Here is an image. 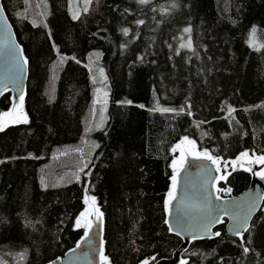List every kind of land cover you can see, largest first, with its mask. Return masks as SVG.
<instances>
[{"label":"trees","instance_id":"trees-1","mask_svg":"<svg viewBox=\"0 0 264 264\" xmlns=\"http://www.w3.org/2000/svg\"><path fill=\"white\" fill-rule=\"evenodd\" d=\"M3 5L30 76L28 122L0 131V264L63 256L84 233L88 197L112 264L170 257L181 243L165 221L175 145L187 137L224 173L245 151L264 155V0H91L75 18L69 0ZM101 69L106 111L94 102ZM250 180L235 171L220 186L235 196ZM226 224L185 264H264V207L243 240Z\"/></svg>","mask_w":264,"mask_h":264},{"label":"water","instance_id":"water-1","mask_svg":"<svg viewBox=\"0 0 264 264\" xmlns=\"http://www.w3.org/2000/svg\"><path fill=\"white\" fill-rule=\"evenodd\" d=\"M0 7H2V10H0V89H3L4 85L7 84V89L0 95V102L7 94H10L11 101L9 108L0 112V123L4 124L5 128H9L23 124L11 123L12 118L4 116V113L12 111L14 105H19L21 94L24 96L23 113L26 115L24 106L28 97L30 61L25 55L23 46L18 41L14 26L5 11L3 0H0ZM21 55L27 59L28 63L24 65L22 78L12 83L10 81L14 79L17 73L18 58ZM184 109L186 112L189 111L187 106ZM186 147L190 146L186 145ZM195 149L197 152H202L196 146ZM209 154L219 160V165L214 164L211 160L196 158L192 155L187 156L180 172L176 198L172 201L171 215H169L167 206L168 195L165 200V221H167L168 228L169 225L172 226V230L169 229L170 233L181 239L180 245L170 257L158 258L154 255L151 258L143 259L139 264H144L145 261H148V264H182V262H186L185 253L195 242L219 237L215 235L216 232L220 233L216 229L224 220H227L226 230L230 236L243 240L249 233L255 216L264 207V178L257 174L264 171V165L249 164L247 159L240 160L239 157L237 163L232 164L231 169L224 173L220 168L221 158ZM257 156L259 155L249 154V157L253 160ZM217 167L220 171H216ZM249 167H251V171L246 170ZM242 170H245L251 176L249 186L235 196H231L229 191H223L220 186L221 182L227 181L233 172ZM221 176H226V179H219ZM218 188L222 191L217 192ZM253 201L255 202V211L248 221L247 231L241 230L242 239L241 236L234 234L233 226L236 220L233 217H242ZM90 204L91 201H89L83 212L89 208ZM96 206L103 213V216L99 221H96L94 213L89 217L93 222L91 231L85 228L75 246L63 256H59L46 264H112L106 253L105 214L97 203ZM217 216L221 217L222 222L213 224L209 231H205L202 223L207 219L214 220ZM86 233L88 239L84 240ZM77 244H80V247H77ZM101 253L103 257H107V261L102 259Z\"/></svg>","mask_w":264,"mask_h":264},{"label":"snow or ice","instance_id":"snow-or-ice-1","mask_svg":"<svg viewBox=\"0 0 264 264\" xmlns=\"http://www.w3.org/2000/svg\"><path fill=\"white\" fill-rule=\"evenodd\" d=\"M148 2H149V0H139L140 4H147ZM0 10H2V7H0ZM138 23L143 24L144 21L141 20V21H138ZM128 31L129 30L127 28L123 29V32L125 35L128 34ZM184 31L189 32L190 29L185 28ZM190 46H191L190 44L187 45V47H190ZM181 47H185V45H181ZM20 51L22 53V49ZM27 63H28L27 59L24 58L22 55L18 58L17 73H16L14 79L10 82L15 83L22 78L24 65H26ZM101 73H102V69H101ZM6 89H7V84L4 85L3 89H0V95H2L4 90H6ZM23 102H24V96H23V94H21L19 96V105L18 106L14 105L11 112L4 113V116L6 118L7 117L12 118L11 123H27L28 122L27 116L23 113ZM128 103H131V101H129ZM162 111L168 112V111H173V110L163 109ZM4 127H5L4 124H0V131H3ZM186 145L190 146V147H186ZM177 151H179L180 155L176 159H174L171 163V167L174 171V174L171 176V182H172L171 183V190L167 194L168 195L167 206H168L169 215H171L172 201L175 200V198H176V191H177V187L179 185L180 172L183 169V166L186 162L187 156L192 155L196 158H203V159L211 160L214 164L219 165V160L217 158H214L207 151L197 152L195 149V142L192 140H189L187 137H184L183 141H181V143L176 144L175 147L172 149L173 153H175ZM244 159H247L249 164L256 163V164L264 165V155L257 156L253 160L252 158L249 157V153L247 151H245L240 156V160H244ZM236 163H237V161H232L233 165H235ZM225 167H227V164L225 165ZM246 170L251 171L252 169H251V167H249ZM81 171H83V169H81ZM216 171H220L219 167H217ZM257 174L260 175L261 178H264V171H261ZM77 179H79V177H77ZM219 179H226V176H221V177H219ZM220 191H222V189L218 188L217 192H220ZM223 191H231V189H223ZM217 198H219V197H217ZM89 201H91L89 208L80 214L79 218H77L75 221V225L77 228L83 227V228H86L89 231H91L93 222L91 219H89V217L92 216L94 213L96 221H99L100 218L103 216V213L100 212L99 208L96 206L95 197L86 198L84 203L89 204ZM254 211H255V202L253 201L249 205L248 211L242 217H235V216L233 217V219L236 220V223L233 226L235 235L241 236V238L243 239L241 230L247 231L248 221H249V219H250V217ZM219 222H222V219H221V217L217 216L214 220L213 219H207L205 222L202 223V227L205 231H209L213 224L219 223ZM166 223H167V221H166ZM169 229L172 230L171 225H169ZM215 235L220 236L221 234L219 232H216ZM87 239H88V236L86 233L84 240H87ZM77 247H80V244H77ZM244 250L247 251L248 249L245 248ZM20 255H21V257H23L24 253H21ZM101 257H102V259L107 261V257H103L102 253H101ZM153 259H155V257H153ZM144 264H148V261H145ZM182 264H185V262H182Z\"/></svg>","mask_w":264,"mask_h":264},{"label":"rangeland","instance_id":"rangeland-1","mask_svg":"<svg viewBox=\"0 0 264 264\" xmlns=\"http://www.w3.org/2000/svg\"><path fill=\"white\" fill-rule=\"evenodd\" d=\"M90 2L91 0H69V4H70V11H71V14L74 16V17H77L79 16L83 11H86L90 5ZM37 4V3H36ZM30 7L31 8H34V10L39 13V8H36V6L34 4H31L30 2ZM40 15V13H39ZM98 76L100 77L99 80H100V86L98 87L97 89V92L95 93V105L97 104V102L99 103V106L102 105V109L104 111H106V104L108 102V98L106 97L108 94H109V88L107 86V82H106V75H105V71L102 69V73H101V70H99V74ZM98 93V95H97ZM104 98H106L104 100ZM188 107V103L185 102L183 104V107ZM102 111V112H104ZM81 154V150L79 151Z\"/></svg>","mask_w":264,"mask_h":264}]
</instances>
